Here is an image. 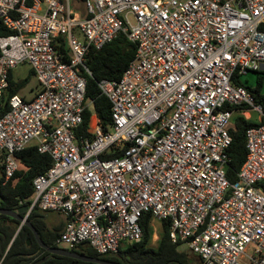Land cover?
<instances>
[{
	"label": "built area",
	"instance_id": "1",
	"mask_svg": "<svg viewBox=\"0 0 264 264\" xmlns=\"http://www.w3.org/2000/svg\"><path fill=\"white\" fill-rule=\"evenodd\" d=\"M0 18L13 31L0 35L5 182L28 146L51 155L28 214L59 213L60 246L116 254L142 240L149 212L153 239L168 220L199 264H264V122L246 131L235 183L226 171L231 118L264 119L234 82L264 70V0H0ZM122 34L135 57L120 79L98 82L113 124L105 130L93 112L83 130L94 110L86 56ZM26 62L41 90L12 95L6 109L10 73Z\"/></svg>",
	"mask_w": 264,
	"mask_h": 264
},
{
	"label": "trees",
	"instance_id": "2",
	"mask_svg": "<svg viewBox=\"0 0 264 264\" xmlns=\"http://www.w3.org/2000/svg\"><path fill=\"white\" fill-rule=\"evenodd\" d=\"M264 29V25L262 26ZM13 33L7 28L0 18V35ZM65 50V46H61ZM137 46L125 35H120L112 42L101 49L91 48L86 56L85 64L90 69L91 75L86 74L87 89L86 98L94 101V110L86 109L84 113L83 130L89 127L93 112H96L103 128L109 130L113 124L111 115V103L107 96L101 93L98 82L104 78L118 80L134 59ZM257 83L255 86L243 82L236 75L234 82L245 85L256 97V101L262 105L264 110V70L257 71ZM31 75H35L31 69ZM25 81L16 82L13 77V70L10 73V87L3 96V105L8 108L9 99L12 95L18 94ZM24 98H27L23 95ZM262 121H253L243 115L236 116L235 127L230 130L232 142L228 148L229 163L227 165V177L231 183L238 180V172L243 165L247 155L246 131L250 126L260 124ZM4 154L0 155L3 159ZM19 168L14 176L5 182L3 164L0 165V206L17 210L24 205L31 204V197L34 191L33 181L35 177L46 172L52 165L53 159L48 153H41L37 146L31 145L16 154ZM49 212L40 211L34 208L28 219L38 230L42 240L49 246H60L57 242L64 227V218L60 223L51 226L47 222ZM57 213V212H56ZM59 214V213H57ZM25 215V213H22ZM60 215V214H59ZM21 222L11 216L0 214V264H5L10 256H14L10 264H33L36 260L49 255V258L41 264H99L85 262L76 258L50 254L41 247L31 227L24 224L17 233ZM143 238L141 241L127 245L118 254H99L90 247H74L71 250L94 257H101L110 261L121 262V258L131 257L135 259L141 255L145 258L148 254H154V263L171 264H198L184 252L179 251L182 242H173L170 237V223L168 220L160 222L159 238L157 244L152 245L154 228L152 225L151 213H144L141 218ZM142 258V259H143ZM137 262H141L138 260Z\"/></svg>",
	"mask_w": 264,
	"mask_h": 264
},
{
	"label": "rangeland",
	"instance_id": "3",
	"mask_svg": "<svg viewBox=\"0 0 264 264\" xmlns=\"http://www.w3.org/2000/svg\"><path fill=\"white\" fill-rule=\"evenodd\" d=\"M81 8L84 10L83 5H81ZM31 69H32L31 65L26 62V63H21L13 70V77L16 82L27 80V82L22 87L19 94L25 95L28 98L34 97L37 94V92L41 90V84L38 78L36 77V75H31ZM257 77H258L257 72L250 71L241 77V81L247 82L249 85L255 86L257 83ZM252 115H253L252 116L253 121H256V122L259 121L258 113L252 112ZM230 121H231L232 126L235 127L236 116H233ZM0 155H1V151H0ZM2 162H3L2 159H0V165H2ZM46 220L49 225L53 226L57 222L60 223L61 220H63V217L57 214L56 212H49L47 214ZM155 226L158 228V231H159L160 223L155 222ZM156 244H157V240L153 239L152 245L155 246ZM124 247H126V245H124L123 248ZM178 249L179 251L186 253L190 259L197 260V258H195V256L192 254L191 249L189 245L187 244V242H182Z\"/></svg>",
	"mask_w": 264,
	"mask_h": 264
},
{
	"label": "water",
	"instance_id": "4",
	"mask_svg": "<svg viewBox=\"0 0 264 264\" xmlns=\"http://www.w3.org/2000/svg\"><path fill=\"white\" fill-rule=\"evenodd\" d=\"M29 210H30V208L28 205H24V206L18 208L17 210H12V209L4 208V207L0 206V214H5L8 216H11L13 218L18 219L21 222V224L17 230V233L21 229L22 225H24V224L28 225L33 230L35 237H36L37 241L39 242L40 246L45 248L50 254L68 256V257L76 258L79 260H83L85 262H93V263H99V264H123V263L103 259L101 257H94V256L86 255V254L77 253L71 249H68V248H65L62 246L53 247V246L47 245L42 240L38 230L34 227V225L28 219ZM22 213H25V215H22ZM13 258H14L13 255L8 257L5 264H10V262ZM48 258H49V255H46L43 258L36 260L33 264H41V263L45 262Z\"/></svg>",
	"mask_w": 264,
	"mask_h": 264
},
{
	"label": "flooded vegetation",
	"instance_id": "5",
	"mask_svg": "<svg viewBox=\"0 0 264 264\" xmlns=\"http://www.w3.org/2000/svg\"><path fill=\"white\" fill-rule=\"evenodd\" d=\"M124 250V249H122ZM119 252H117L116 254H118ZM144 255H141L135 259H132L131 257H128L127 259L125 258H121V262L119 263H123V264H161L159 262L154 263L153 260L154 259V254H148L145 256V258H143ZM143 258V259H142ZM138 260H141V262H137ZM116 262V261H114ZM166 264H171V263H166Z\"/></svg>",
	"mask_w": 264,
	"mask_h": 264
},
{
	"label": "crops",
	"instance_id": "6",
	"mask_svg": "<svg viewBox=\"0 0 264 264\" xmlns=\"http://www.w3.org/2000/svg\"><path fill=\"white\" fill-rule=\"evenodd\" d=\"M28 98V97H27ZM33 98V97H32ZM28 99H30V98H28ZM195 258H197L196 256H195ZM198 260V261H197ZM197 260H195V261H197V263L199 264V259L197 258Z\"/></svg>",
	"mask_w": 264,
	"mask_h": 264
}]
</instances>
